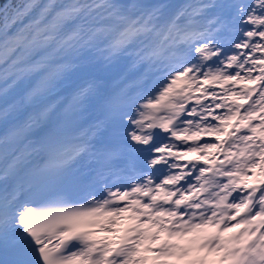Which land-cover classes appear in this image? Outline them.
Returning a JSON list of instances; mask_svg holds the SVG:
<instances>
[{
	"label": "snow or ice",
	"instance_id": "1",
	"mask_svg": "<svg viewBox=\"0 0 264 264\" xmlns=\"http://www.w3.org/2000/svg\"><path fill=\"white\" fill-rule=\"evenodd\" d=\"M149 262L264 264V0H0V264Z\"/></svg>",
	"mask_w": 264,
	"mask_h": 264
},
{
	"label": "rangeland",
	"instance_id": "2",
	"mask_svg": "<svg viewBox=\"0 0 264 264\" xmlns=\"http://www.w3.org/2000/svg\"><path fill=\"white\" fill-rule=\"evenodd\" d=\"M178 2H179V0H178ZM206 230H211V228L204 229L201 234L203 235L206 232ZM234 231H236V228H231L228 232L223 233V235H225V236L231 235L232 233H234ZM215 258H216L215 254H213L212 256L209 257L210 261L215 260Z\"/></svg>",
	"mask_w": 264,
	"mask_h": 264
},
{
	"label": "bare ground",
	"instance_id": "3",
	"mask_svg": "<svg viewBox=\"0 0 264 264\" xmlns=\"http://www.w3.org/2000/svg\"><path fill=\"white\" fill-rule=\"evenodd\" d=\"M204 139H211L210 137H205ZM259 171V169H256V172H258ZM214 231H210V230H206V233H205V235H208V234H211V233H213ZM235 232V231H234ZM184 239H188V237H185ZM158 245H156L155 247H157ZM149 264H151V262H149Z\"/></svg>",
	"mask_w": 264,
	"mask_h": 264
},
{
	"label": "trees",
	"instance_id": "4",
	"mask_svg": "<svg viewBox=\"0 0 264 264\" xmlns=\"http://www.w3.org/2000/svg\"><path fill=\"white\" fill-rule=\"evenodd\" d=\"M9 2L13 4H18V3H21L22 0H9Z\"/></svg>",
	"mask_w": 264,
	"mask_h": 264
}]
</instances>
